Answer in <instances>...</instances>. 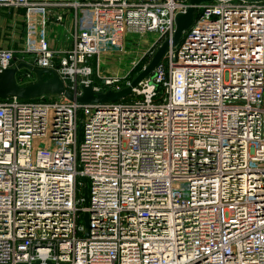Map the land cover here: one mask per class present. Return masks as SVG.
<instances>
[{"label":"built area","instance_id":"1","mask_svg":"<svg viewBox=\"0 0 264 264\" xmlns=\"http://www.w3.org/2000/svg\"><path fill=\"white\" fill-rule=\"evenodd\" d=\"M78 1L62 50L48 39L63 20L53 0H0L25 11L0 71L20 57L55 70L74 97L83 84L122 90L191 6ZM184 33L129 101L0 98V264H264V0L200 3ZM115 52L133 54V68L103 74Z\"/></svg>","mask_w":264,"mask_h":264},{"label":"water","instance_id":"2","mask_svg":"<svg viewBox=\"0 0 264 264\" xmlns=\"http://www.w3.org/2000/svg\"><path fill=\"white\" fill-rule=\"evenodd\" d=\"M212 0H190L191 6L185 13H180L176 17V30L173 38L166 39L158 48L155 55L149 64L136 76L132 82V86L137 85L143 78L150 75L159 62L164 58L170 45H177L181 40L183 33L190 28L194 22L196 5L203 2H210ZM257 1V0H251ZM29 68L37 73L38 79L36 81L21 84L17 80V72L21 68ZM44 74H50L48 78ZM132 86L124 88L119 91L96 92L91 84H83V93L81 96L74 97V94L66 90L63 80L59 77L55 70L40 69L32 65L22 62L16 66L10 67L0 71V98L18 97L21 99H33L43 95H58L65 94L71 100L77 99L82 103H99L116 101L127 96ZM84 182L86 178L82 177ZM84 198L88 200V187H84ZM85 220L88 225V215H85Z\"/></svg>","mask_w":264,"mask_h":264},{"label":"crops","instance_id":"3","mask_svg":"<svg viewBox=\"0 0 264 264\" xmlns=\"http://www.w3.org/2000/svg\"><path fill=\"white\" fill-rule=\"evenodd\" d=\"M55 2L54 12L56 16L62 15V22L57 21L55 18L53 24L58 27V39L53 38L50 40V43L53 47L59 46L60 49L65 50L67 47L73 45L74 40L71 39V36L75 34L78 25V13L79 8L76 7V2L78 0H53ZM93 0H80L81 6L85 5L86 2ZM79 6L80 8H82ZM25 11L24 10H14L8 9L5 7H0V46L10 45L13 41V32L17 29L19 23L21 22V27L25 29ZM81 13V12H80ZM22 43V42H21ZM19 46V44H15ZM22 63L20 57L16 58L14 66ZM24 77V75H22ZM22 81H18L21 84H26L27 79L22 78ZM29 82H32L29 80Z\"/></svg>","mask_w":264,"mask_h":264},{"label":"rangeland","instance_id":"4","mask_svg":"<svg viewBox=\"0 0 264 264\" xmlns=\"http://www.w3.org/2000/svg\"><path fill=\"white\" fill-rule=\"evenodd\" d=\"M18 11V10H16ZM19 24H21V22H18ZM16 25L18 26L17 29L14 30L13 32V37L14 39H16L17 41V44H21V42H23V40L21 39L22 38V32H21V25ZM186 33H183V36L182 38L185 36ZM158 35L156 33H150V34H147L146 36L144 37H139V36H130L129 37V41H128V44H127V49H132L133 48V44L134 42L136 41H140V42H143V43H148V42H151L153 41ZM53 38H56L58 39V27L54 24H51L49 26V35H48V39L51 40ZM71 39H72V36H71ZM57 47H59L57 45ZM141 51H139V54L138 56L140 57L141 56ZM17 58V57H16ZM133 54H130V53H126V54H123V53H117L115 52L113 55H110V56H103L102 57V61H101V67H102V71H103V74H119V75H123L126 73L127 70H130L133 68V63H132V60H133ZM26 60H29L31 61V57H26ZM151 61V59H143L136 67H134L132 69V71L130 72V75H131V79L132 81L136 78V76L141 72L142 68L146 65L149 64V62ZM164 62H166L165 59H163ZM93 63L95 64V60H93ZM34 67V66H33ZM27 71H31V77L27 78L26 76V73ZM24 74V77L22 76ZM50 76V74H44V77L45 78H48ZM17 80L18 81H22L24 78L25 80L26 79H29L31 80L32 82L33 81H36L38 79V76H37V73L29 68H21L18 72H17ZM95 78V81L96 83H99V79L94 76ZM54 95H47L46 96V99L45 100H54ZM132 98H136L135 96H126L125 97V100L126 101H129L131 100ZM40 100V98L38 99ZM53 145H55V142L52 143ZM84 188H82L81 186H79V190H78V195L79 197L81 196H84V191H83ZM86 220H85V214L83 212H80V216L77 220V225L78 226H85L86 227ZM79 236H84V233H82L80 230L78 232Z\"/></svg>","mask_w":264,"mask_h":264},{"label":"trees","instance_id":"5","mask_svg":"<svg viewBox=\"0 0 264 264\" xmlns=\"http://www.w3.org/2000/svg\"><path fill=\"white\" fill-rule=\"evenodd\" d=\"M38 98H33V99H22V100H26V101H31V100H37ZM119 101V100H116Z\"/></svg>","mask_w":264,"mask_h":264}]
</instances>
